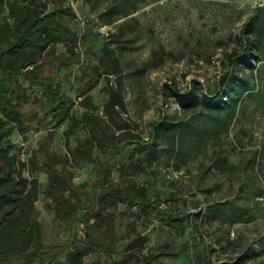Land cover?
I'll return each mask as SVG.
<instances>
[{
	"label": "trees",
	"instance_id": "16d2710c",
	"mask_svg": "<svg viewBox=\"0 0 264 264\" xmlns=\"http://www.w3.org/2000/svg\"><path fill=\"white\" fill-rule=\"evenodd\" d=\"M86 2L100 25L114 29L100 50L90 48L93 59L83 61L86 89L79 100L83 111L77 115L76 100L64 89V81L51 74L53 69L80 62L82 34L64 20L67 14L76 16L73 8L66 0H0V264H161L163 255L180 253L185 247L175 250L169 243L145 251L150 235L135 224L122 240L117 218L128 209L143 216L154 214L161 225L184 233V214L173 192L152 195L144 177L154 162L165 160L170 167L175 158L187 161L215 139L211 165L224 173L230 152L221 140L229 135L242 94L250 86L252 76L247 73L254 71V61L264 60V15L251 13L239 47L227 54L225 69L214 83L201 86L193 80L184 87L177 81L162 83L163 103L177 107L163 109L144 134L129 118L126 96V72L143 73L148 67L146 62L130 70L124 59L141 31L135 0ZM100 83L105 92L102 104L91 93ZM30 104L49 107L45 115L54 126L69 121L63 132L64 151L50 148L46 140L28 159L20 156L12 134L17 130L25 135L39 119L27 109ZM79 128L84 134L73 144L71 135ZM48 138L53 139L52 132ZM258 154L259 149L253 150L243 172L253 169ZM83 163L95 165L90 189L75 179L76 167ZM41 171L48 177L44 189L37 175ZM41 193L68 230L64 242L44 240L36 205ZM95 251L122 254L87 261L86 256ZM261 253L245 249L216 264H264V258L256 260ZM250 258L255 260L248 263Z\"/></svg>",
	"mask_w": 264,
	"mask_h": 264
},
{
	"label": "rangeland",
	"instance_id": "374dc122",
	"mask_svg": "<svg viewBox=\"0 0 264 264\" xmlns=\"http://www.w3.org/2000/svg\"><path fill=\"white\" fill-rule=\"evenodd\" d=\"M135 5L134 13L141 31L134 47L125 51L124 59L130 70L146 62L148 67L143 73L126 72V96L133 126L147 134L151 120L170 107L163 103L162 83L177 81L182 87L193 80L201 86L214 83L225 69L227 54L239 47L247 17L251 13L264 15V0H135ZM73 10L76 16L67 14L64 20L82 34L78 47L80 62L53 69L51 74L64 81V89L76 100L74 111L80 115L83 107L79 100L85 92L83 83L87 79L83 61L93 59L92 49L100 50L114 26L100 25L88 5ZM58 48L63 49L64 45L60 44ZM254 63V71L247 73L252 80L242 94L237 117L227 138L221 140L230 152V166L224 173L211 165L210 152L217 146L215 139L187 161L175 158L170 167L166 166L165 160L154 162L151 173L144 177L152 195L164 196L173 192L174 201L184 214V233L161 225L154 214L143 216L128 209L127 214L121 211L117 218L122 240L131 234L134 224L139 231L148 232L150 239L145 251L163 243H169L175 250L185 247L176 255H163L161 264H216L237 257L245 249L261 250L256 260L264 258V60ZM102 85L91 89L99 104L105 96ZM176 107H170L169 111ZM48 108L40 104L28 105L27 109L36 112L39 119L32 122V128L25 135L17 130L12 134L17 142L16 150L23 159H28L31 151L46 140L50 148L64 151L63 132L69 121L54 126L51 117L45 115ZM51 132L52 140L48 138ZM82 134V128L74 132L72 143L75 144ZM255 149H259V154L252 163L253 169L243 172V165ZM237 165L235 169L231 167ZM25 174L29 175L28 171ZM37 175L41 189L46 188L47 173L41 171ZM94 177L93 163L76 167L75 179L85 182L87 189ZM47 201L44 193L36 199L44 240L64 242L68 230L54 216ZM125 208V204L120 205V209ZM80 233H83L82 229ZM121 254L122 251L113 255L95 251L88 254L86 260L120 258ZM254 260L250 258L247 262Z\"/></svg>",
	"mask_w": 264,
	"mask_h": 264
},
{
	"label": "built area",
	"instance_id": "2783aa9c",
	"mask_svg": "<svg viewBox=\"0 0 264 264\" xmlns=\"http://www.w3.org/2000/svg\"><path fill=\"white\" fill-rule=\"evenodd\" d=\"M66 2L73 9L82 8L83 6L87 5L86 0H66Z\"/></svg>",
	"mask_w": 264,
	"mask_h": 264
}]
</instances>
